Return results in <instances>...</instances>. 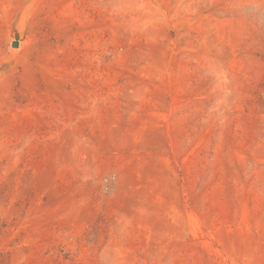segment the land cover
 Returning a JSON list of instances; mask_svg holds the SVG:
<instances>
[{
	"label": "rangeland",
	"instance_id": "1",
	"mask_svg": "<svg viewBox=\"0 0 264 264\" xmlns=\"http://www.w3.org/2000/svg\"><path fill=\"white\" fill-rule=\"evenodd\" d=\"M0 264H264V0H0Z\"/></svg>",
	"mask_w": 264,
	"mask_h": 264
}]
</instances>
